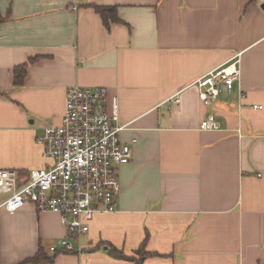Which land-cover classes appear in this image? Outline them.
I'll list each match as a JSON object with an SVG mask.
<instances>
[{
	"label": "crops",
	"instance_id": "crops-1",
	"mask_svg": "<svg viewBox=\"0 0 264 264\" xmlns=\"http://www.w3.org/2000/svg\"><path fill=\"white\" fill-rule=\"evenodd\" d=\"M0 17V170L48 164L36 140L75 86L107 88L132 149L118 210L78 242L57 214L7 212L0 194V264H134L112 248L142 264H264V0H0ZM236 58L231 99L205 105L192 84Z\"/></svg>",
	"mask_w": 264,
	"mask_h": 264
},
{
	"label": "built area",
	"instance_id": "built-area-1",
	"mask_svg": "<svg viewBox=\"0 0 264 264\" xmlns=\"http://www.w3.org/2000/svg\"><path fill=\"white\" fill-rule=\"evenodd\" d=\"M240 79V58H236L192 86L198 89L200 100L211 106L230 100ZM108 99L105 87L68 90L62 123L48 125L36 140L48 164L25 178L15 170H0V194L8 196L1 206L4 210L13 213L32 204L39 212L57 214L69 238L77 242L90 231L96 215L118 210L119 168L130 163L132 149L121 141L127 126L119 124L118 108L109 110ZM217 128L213 118L201 124L202 130ZM68 239L59 244L64 251H83ZM51 251H57L56 247Z\"/></svg>",
	"mask_w": 264,
	"mask_h": 264
},
{
	"label": "trees",
	"instance_id": "trees-1",
	"mask_svg": "<svg viewBox=\"0 0 264 264\" xmlns=\"http://www.w3.org/2000/svg\"><path fill=\"white\" fill-rule=\"evenodd\" d=\"M94 9L101 16V18L103 19V21L107 27L110 26V21L113 23L121 22V20L118 18V7L95 6ZM2 21H3V19L0 17V23ZM26 74H27V65L16 68L14 75H15V85L17 87L22 85ZM110 254H111V256H113L117 259L131 261L134 264H142L143 258L146 256L143 251H139L138 252L139 258L128 257L123 252H120V251L116 250L115 248L111 249ZM50 260L51 259L43 258V257H40V255H39V256H36L35 258L31 259V260H27L26 262H24L22 264H40V263H43L42 261H45L46 263H51V262H48Z\"/></svg>",
	"mask_w": 264,
	"mask_h": 264
},
{
	"label": "rangeland",
	"instance_id": "rangeland-1",
	"mask_svg": "<svg viewBox=\"0 0 264 264\" xmlns=\"http://www.w3.org/2000/svg\"><path fill=\"white\" fill-rule=\"evenodd\" d=\"M75 242V241H74Z\"/></svg>",
	"mask_w": 264,
	"mask_h": 264
}]
</instances>
